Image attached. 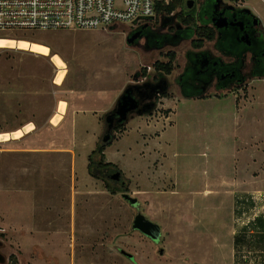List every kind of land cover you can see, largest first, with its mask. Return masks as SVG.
I'll use <instances>...</instances> for the list:
<instances>
[{"label":"rangeland","instance_id":"rangeland-1","mask_svg":"<svg viewBox=\"0 0 264 264\" xmlns=\"http://www.w3.org/2000/svg\"><path fill=\"white\" fill-rule=\"evenodd\" d=\"M248 5L264 26L263 6ZM134 30L0 32L43 43L66 64L57 85L50 56L0 48V133L35 127L0 143V264H261L236 238L264 215V75L186 98L178 82L191 42L174 49V71L164 76L154 63L168 62L173 48L131 45ZM205 49L219 55L214 43ZM163 77L167 97L129 115L105 148L127 183L112 194L87 170L106 115L129 86ZM138 214L160 227L158 244L132 228Z\"/></svg>","mask_w":264,"mask_h":264},{"label":"trees","instance_id":"trees-1","mask_svg":"<svg viewBox=\"0 0 264 264\" xmlns=\"http://www.w3.org/2000/svg\"><path fill=\"white\" fill-rule=\"evenodd\" d=\"M187 1L188 0H172L168 6L159 8L158 11L159 16L155 22L143 24L138 28L137 31L136 30L135 31L136 32L143 31L142 34H146L148 36L149 40L146 43V47L147 49L152 51L153 50L162 51L167 46L178 47L184 42L191 41L192 48L195 50V52H189L187 55V58L191 59V61L189 60V63L186 67V72L182 76L184 79V83L185 82L187 83L183 87V95L186 98H195V97H203L201 95L202 89L190 85L192 86L191 90L193 91L189 92L187 91V87H186L188 86V82L196 83L198 81H201V79H206V76H208V74H205V76L199 75L202 70L203 72L208 71V73H212L214 71L221 73L222 70H221L220 61L217 59L212 61L208 60L209 65L204 69H202L203 62L205 59H207L208 55L205 52H196V51H201L206 43L215 42L218 39L217 38L218 32L211 23V16L214 12V5H215L214 1L213 0L208 1V3L203 7L204 10L201 9L200 11L197 10L196 8H193L192 10H188L186 6ZM173 15L176 16L179 26L176 27L172 25L167 29V31H165V33L161 32L160 25L163 22V20ZM205 16H207L209 19H206ZM231 31H232L231 33L234 36L238 33V32H234L235 30L233 29H231ZM232 40L234 39L229 38L227 44H231ZM218 48L220 51L222 50L225 52L226 50L224 44L218 45ZM165 56L168 59V62L165 63V62L157 61L154 63V69L157 73L161 75L169 76L174 71V63L177 58V53L176 51L172 50L166 53ZM255 60H257L258 62L257 63L258 67H256L253 70L252 75L260 77L264 75V56H260L259 54H257V58ZM215 63H217V65H215ZM241 65H242L241 61H238L237 63L235 62V64L230 66V70L236 69L238 67L241 68ZM146 74H147V70L144 69V75ZM242 83H244V80L240 82L238 86L241 85ZM162 97L165 98L167 97V95L165 94ZM117 129H121V128L119 127ZM110 144L111 142H108L107 144H100L98 148L89 155L87 170L91 177L103 181L106 185V188L109 191H111L112 194H116L118 192L125 191L127 188V183L125 186H123L119 182L112 181L107 175V171L109 175L115 171H119L115 165L106 162L105 148ZM127 200L132 205L131 200H136V199L130 200L127 198ZM132 206L135 207L136 205L135 206L132 205ZM140 216L142 215L138 214L135 217V220ZM132 228L136 230L134 228V224ZM161 238L162 237H160L159 241L157 242L152 241L151 239L150 240L153 243L158 244L161 241ZM236 246L238 250L240 249V251L245 246H249L253 248L255 252L260 253V257H261L260 263L264 264V215L259 216L252 223H250L249 226L243 228L241 234L236 238ZM241 258L238 255L237 259L239 261L241 260Z\"/></svg>","mask_w":264,"mask_h":264},{"label":"built area","instance_id":"built-area-1","mask_svg":"<svg viewBox=\"0 0 264 264\" xmlns=\"http://www.w3.org/2000/svg\"><path fill=\"white\" fill-rule=\"evenodd\" d=\"M171 1L0 0V32L26 34L108 31L116 28L118 24L128 25L137 30L143 24L155 22L159 16V8L168 6ZM228 1V5L241 11H250L248 9L250 1H259L264 8V0ZM258 21L264 34V26L259 18Z\"/></svg>","mask_w":264,"mask_h":264},{"label":"flooded vegetation","instance_id":"flooded-vegetation-1","mask_svg":"<svg viewBox=\"0 0 264 264\" xmlns=\"http://www.w3.org/2000/svg\"><path fill=\"white\" fill-rule=\"evenodd\" d=\"M208 1L210 0H204L200 4L198 9L200 10L201 8H203ZM220 13H223V16L227 18L230 22L232 21L242 22L244 24V29L241 31L240 27H233V28L228 27L227 29H222V30L216 28L218 32L217 33L218 39L214 42V45L215 48L217 49V52L220 55V56L218 55L216 59L220 61L222 72L219 73L214 71L212 73H208V71L203 72L202 70V75L205 76V74H208V76H206V79H201V81H198L196 83L188 82V85H192L196 88L199 87L200 89H202V91L206 90L208 87L213 85L217 90L228 89L227 87L230 86H235V85L237 86L238 84H240V82H242L245 79L246 73L252 74L253 70L256 67H258L257 65L258 62L257 60H255L257 58V54H259L260 56H264L263 54L264 39H263V33L261 32L260 29V22L257 20V23H255L254 21L255 17L252 14H248L241 10H236L230 5H221V9H219V11L217 12H215L214 10L211 16V23L213 26L215 23L214 20H216L219 17ZM171 18H174L175 21L170 23L167 27L169 28L172 25L176 27L179 26L178 22L176 21V16L173 15ZM205 18L209 19L207 16H205ZM162 25L163 22L160 25V31L165 33V28L163 29ZM231 29L235 30L234 32H238V33L234 36L231 33L232 32ZM136 31L134 33H136ZM134 33H132L131 35H133ZM142 33L143 31L140 32V37L137 40V42L143 39L146 44L149 38L146 34H142ZM244 34H246V36H244ZM229 38L234 39L232 40L231 44H227ZM221 44H224L226 49L225 52L219 50L218 45ZM209 58H214V57L211 54H209L207 59L204 60L202 68L204 67V65H206ZM238 61L242 62L241 68L238 67L236 69L230 70V66L235 64V62L237 63ZM215 65H217V63H215ZM185 72L186 69L183 72V74L179 77V82H178L182 90V93H183L184 85L187 84L186 82L184 83V79L182 77L185 74ZM160 87H162L161 89H164V93H158L161 90ZM168 88H169V82L166 80L165 77L158 79L156 83L146 82L143 85L129 86L127 88L130 89L129 94L131 95L132 98H134L137 101L136 109L129 115L132 114L137 115V112L146 109V106L149 103H155L157 105L158 98L161 97L162 95L167 94ZM126 90L124 91V93L126 92ZM117 107H118V103H117ZM111 123L117 129L123 126L125 122L119 123V116L116 114L114 120ZM107 175L110 178L111 174L109 175L108 171H107ZM117 182H119L122 185V183L124 182L123 176Z\"/></svg>","mask_w":264,"mask_h":264},{"label":"water","instance_id":"water-1","mask_svg":"<svg viewBox=\"0 0 264 264\" xmlns=\"http://www.w3.org/2000/svg\"><path fill=\"white\" fill-rule=\"evenodd\" d=\"M213 1L215 3L214 10L215 12H217L219 11V9H221V5H222L221 1L220 0H213ZM186 6L188 10H192L195 6V1L194 0L187 1ZM201 9L204 10V8H201ZM229 9H232V8H229ZM244 12L251 14V12L248 10H245ZM174 20H175L174 18H170V17L165 18L163 20V25H162L163 29L167 28V26L170 23H172ZM257 20H258L257 18L254 19L255 23H257ZM214 21H215L214 27L219 30L227 29L228 27H231V28L240 27L241 31L244 29V24L242 22H237V21L230 22L227 18L223 16V13H220L219 17ZM244 36H246V34H244ZM139 37H140V32H136L133 35H130L127 41L129 44L132 45L139 39ZM161 88L162 87H160V89ZM129 92H130V89H127L124 95L119 100L117 109L106 115L105 123L107 127L105 131V135L103 137L104 144L108 143L113 138L112 132L114 131L115 127L113 126L111 122L114 120L115 115L117 114L119 116V123L126 122L128 120L129 114H131L137 107V101L131 97ZM158 93H164V89H161ZM155 107H156L155 103H149L146 106V109H144L143 111H138L137 115L139 116L146 115L152 112L155 109ZM121 177H122V173L119 171L110 175V179L115 182L119 181ZM122 185L125 186L126 182L124 181ZM131 203L132 205L135 206L137 205V200H131ZM134 228L138 230L139 232H141L143 235H145L147 238L151 239L152 241L157 242L159 241L161 237L160 227L157 224L146 220L143 216H140L135 220Z\"/></svg>","mask_w":264,"mask_h":264},{"label":"bare ground","instance_id":"bare-ground-1","mask_svg":"<svg viewBox=\"0 0 264 264\" xmlns=\"http://www.w3.org/2000/svg\"><path fill=\"white\" fill-rule=\"evenodd\" d=\"M0 48H15L24 51H30L38 55L50 56L52 62L59 69V73L56 78V84L61 85L65 79V68L66 64L64 60L57 54L51 52V49L40 42L32 43L27 40H13V39H0ZM66 109V104L62 102L59 107L58 116L54 119L55 123L59 122L64 116ZM35 130V127L29 125L26 130H18L11 133L0 134V143H7L10 141H18L27 134L32 133Z\"/></svg>","mask_w":264,"mask_h":264},{"label":"crops","instance_id":"crops-1","mask_svg":"<svg viewBox=\"0 0 264 264\" xmlns=\"http://www.w3.org/2000/svg\"><path fill=\"white\" fill-rule=\"evenodd\" d=\"M189 1V0H188ZM200 6V3H198L197 1H195V6H194V8H196L197 10H199L198 9V7ZM200 11V10H199ZM253 15V14H252ZM255 18H257L255 15H253ZM172 17V16H171ZM170 17V18H171ZM258 19V18H257ZM175 21V20H174ZM176 21H177V19H176ZM175 23V22H174ZM168 28V27H167ZM167 28H165V31H167ZM260 29L262 30V27L260 26ZM188 42V41H187ZM191 42V41H190ZM185 43V42H184ZM208 43H210V42H208ZM208 43H206L205 44V46H204V48L201 50V51H196V52H205L208 56H209V54H211L214 58H209L208 60H210V61H212V60H215L216 59V57H218V55H215V54H213V52L212 51H210V50H208V49H205V47H206V45L208 44ZM211 43H214V42H211ZM182 45V44H181ZM180 45V46H181ZM179 47V46H178ZM165 48H173V50L174 49H176L177 47H169V46H167V47H165ZM215 50L217 51V49L215 48ZM189 52H195V50L194 49H192L191 51H189ZM188 52V53H189ZM218 53V52H217ZM209 65V61H207V63H206V65H204V67L202 68V69H204L205 67H207ZM201 69V70H202ZM246 72V71H245ZM199 75H202V71L200 72V74ZM259 76H253L251 73H246V76H245V79H244V83H245V81H247V82H250L251 80H254L255 78H258ZM55 83H56V81H55ZM212 86H210V87H208L206 90H204V91H202V96H204L205 94H206V92L208 91V89H210ZM62 102H65L66 104H67V102L66 101H60L59 102V104L60 103H62ZM59 108V107H58ZM28 126V125H27ZM26 128V126L24 127V128H22L23 130ZM22 129H19V130H22ZM16 131H18V130H16ZM14 132V131H13ZM6 133H11V132H4V134H6ZM0 134H3V133H0ZM19 141V140H18ZM11 142H15V141H11ZM7 143H9V142H7Z\"/></svg>","mask_w":264,"mask_h":264}]
</instances>
